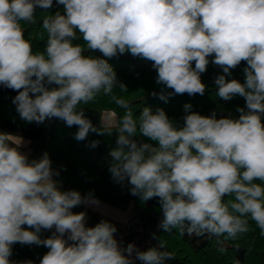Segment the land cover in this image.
I'll use <instances>...</instances> for the list:
<instances>
[{"label":"clouds","instance_id":"obj_1","mask_svg":"<svg viewBox=\"0 0 264 264\" xmlns=\"http://www.w3.org/2000/svg\"><path fill=\"white\" fill-rule=\"evenodd\" d=\"M38 11L46 13L42 51H34L24 34ZM97 51L100 56L85 54ZM124 54L151 63L161 86L151 95L162 101L204 95L202 74L211 63L221 69L216 96H239L245 104L237 106L238 115L218 116L186 103L180 121L159 107L136 115L117 94L128 87L109 63ZM242 63L243 82L231 78ZM0 86L17 93L12 103L24 124L59 119L77 128V141L90 133L113 135L107 124H93L81 105L104 96L124 109L108 171L142 203L157 200L159 231L214 237L221 253L224 242L252 230L250 222L264 237V0H0ZM29 143L0 130V264H36L12 259L17 244L46 248L38 264L174 259L156 233L157 243L141 250L118 239L109 219L89 226L87 211L74 209H99L94 192L63 189L49 154L30 158Z\"/></svg>","mask_w":264,"mask_h":264},{"label":"trees","instance_id":"obj_2","mask_svg":"<svg viewBox=\"0 0 264 264\" xmlns=\"http://www.w3.org/2000/svg\"><path fill=\"white\" fill-rule=\"evenodd\" d=\"M53 7L51 12L57 11ZM43 12H37V22L32 25H24L25 38L30 40L34 51H42L47 34L41 27ZM85 54L100 56L97 52H86ZM109 63L119 78L127 87L128 92L121 93L116 89L117 94L123 95L129 102L133 112L139 115L143 107L163 108L169 117L177 121L184 115L183 106L186 103L192 105V110L202 115H208L216 111L219 115L236 113L237 106L243 107L245 101L242 97L236 96L231 101H223L216 96L214 77L221 74V69L209 64L207 71L202 74V81L207 85L204 95L189 96L174 95L169 97L167 102L151 95L152 92L159 93L161 86L155 83L156 73L151 63L131 54H124L113 57ZM242 63L232 71V77L243 82ZM170 91V90H169ZM17 93L11 89L0 86V127L7 132L14 134H25L37 138L36 148L47 152L55 162L57 170H60L59 177L78 190L88 193L93 191L95 196L118 207H126L132 203L139 211L147 214L150 225H157V235L166 241L167 250L174 254L167 264H233L238 259L241 264H264V237L260 236L259 229L251 223L252 230L236 241L224 242L226 251H218L220 245L216 238L204 236H180L177 231L164 233L159 231L158 224L161 219L157 200L152 199L142 203L138 197L130 195L127 189H122L112 179L108 171L110 157L108 152L115 146V135L98 136L90 133L85 141H77L74 134L77 131L75 126L68 127L59 119L46 122L44 125L24 124L19 120L15 105L12 103ZM85 115L93 124L101 125L96 117L95 110H110L116 115V127L124 109L111 103L109 98L100 96L94 103L81 105ZM93 140H100L101 143L95 147H89ZM42 237H45L42 235ZM157 241L155 240V245ZM238 246V249H237ZM47 251L44 247L20 246L14 247V255L18 260L33 259L38 264V258Z\"/></svg>","mask_w":264,"mask_h":264},{"label":"crops","instance_id":"obj_3","mask_svg":"<svg viewBox=\"0 0 264 264\" xmlns=\"http://www.w3.org/2000/svg\"><path fill=\"white\" fill-rule=\"evenodd\" d=\"M99 123L102 124H107L109 128H115L116 127V115L114 114L113 111L110 110H99ZM0 130H3L0 127ZM4 131V130H3ZM14 134V133H13ZM21 135L26 141H29L30 143L27 145V147L24 149L27 151L30 155V158H39L45 151L36 148V144L38 139L34 137H29L25 134H18ZM52 160V158L50 157ZM52 166L55 169L56 165L55 162L52 160ZM58 181L61 182L63 189H76L74 186L68 184L65 182L63 179H61L59 176L55 177ZM80 191V190H79ZM82 194H86L82 191H80ZM98 198V197H97ZM99 201L101 202L99 209H94V208H87L85 207H80L74 209L75 212L79 211H87L88 213V224L89 226H94L97 222H99L101 219H109L111 222L116 224L118 228V233L117 235L121 234L124 224L127 220V218L130 216L131 213H137L138 210L135 208V206L132 203H129L126 207H118L116 205H113L109 202H106L100 198H98ZM146 224H149L146 223ZM43 236H48L50 235L49 232H43ZM146 250V249H145ZM14 260H18L15 257H12Z\"/></svg>","mask_w":264,"mask_h":264},{"label":"built area","instance_id":"obj_4","mask_svg":"<svg viewBox=\"0 0 264 264\" xmlns=\"http://www.w3.org/2000/svg\"><path fill=\"white\" fill-rule=\"evenodd\" d=\"M152 233L157 234V225L146 224L138 213H131L117 238H122L125 244L134 242L138 248L145 250L155 242L152 238ZM137 264H139L138 261Z\"/></svg>","mask_w":264,"mask_h":264},{"label":"rangeland","instance_id":"obj_5","mask_svg":"<svg viewBox=\"0 0 264 264\" xmlns=\"http://www.w3.org/2000/svg\"><path fill=\"white\" fill-rule=\"evenodd\" d=\"M98 112H99V110H95V112H94L97 121H99V113H98ZM116 128H117V127H115V128H109L111 131H113V135H115V130H116ZM137 213H138V215L140 216V218L142 219V221H143L144 223H148L149 219H148V217H147V214H145L144 212L139 211V210H138Z\"/></svg>","mask_w":264,"mask_h":264}]
</instances>
